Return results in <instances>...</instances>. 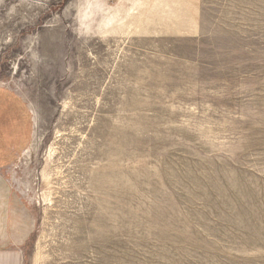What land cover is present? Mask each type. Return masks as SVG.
Returning a JSON list of instances; mask_svg holds the SVG:
<instances>
[{
	"label": "rangeland",
	"instance_id": "obj_1",
	"mask_svg": "<svg viewBox=\"0 0 264 264\" xmlns=\"http://www.w3.org/2000/svg\"><path fill=\"white\" fill-rule=\"evenodd\" d=\"M0 91L22 264H264V0H0Z\"/></svg>",
	"mask_w": 264,
	"mask_h": 264
},
{
	"label": "crops",
	"instance_id": "obj_2",
	"mask_svg": "<svg viewBox=\"0 0 264 264\" xmlns=\"http://www.w3.org/2000/svg\"><path fill=\"white\" fill-rule=\"evenodd\" d=\"M0 107L4 108L0 111L1 145L4 143L3 134L12 131L7 125L9 121L19 124L21 136L28 132L29 114L24 103L9 92L0 91ZM11 153L9 148L0 146V168L11 162L8 158ZM29 236L28 212L23 202L10 193L8 184L0 175V264H22L23 249Z\"/></svg>",
	"mask_w": 264,
	"mask_h": 264
}]
</instances>
